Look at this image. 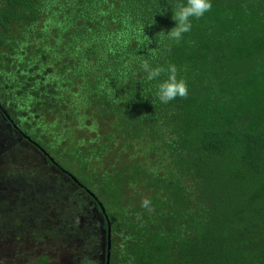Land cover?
<instances>
[{"label":"trees","instance_id":"1","mask_svg":"<svg viewBox=\"0 0 264 264\" xmlns=\"http://www.w3.org/2000/svg\"><path fill=\"white\" fill-rule=\"evenodd\" d=\"M186 2L0 0V50L31 72L28 87L15 83L32 118H77L86 107L115 124L107 144L61 163L0 104L6 132L23 136L95 203L105 264L109 226L110 264H264V0H212L175 41L164 32ZM144 61L175 65L188 95L160 103ZM2 64L4 76L10 66ZM123 139L132 157L113 148ZM98 157L108 161L103 171ZM133 193L149 203L129 214Z\"/></svg>","mask_w":264,"mask_h":264},{"label":"rangeland","instance_id":"2","mask_svg":"<svg viewBox=\"0 0 264 264\" xmlns=\"http://www.w3.org/2000/svg\"><path fill=\"white\" fill-rule=\"evenodd\" d=\"M34 48V43L24 47L28 53ZM5 62L10 70L4 68L8 73L0 75L1 106L16 122L21 121L33 140L60 152V156L54 154L56 160L65 163L75 157L76 149L93 150L108 143L104 138L114 129V122H99L86 107L79 109L77 118L67 111L48 118L36 114L33 119L29 102L22 97L24 90L15 83L19 79L28 87L31 72L19 68L0 50V68ZM68 105L69 109L74 106L72 101ZM1 120L0 114V264H28L43 258L48 264H105L107 233L95 203L23 136L6 132ZM124 141H116L113 148L122 158L132 157ZM94 165L103 171L108 161L98 157ZM128 199L129 214L144 201L135 193ZM115 241L122 245L119 236Z\"/></svg>","mask_w":264,"mask_h":264},{"label":"clouds","instance_id":"3","mask_svg":"<svg viewBox=\"0 0 264 264\" xmlns=\"http://www.w3.org/2000/svg\"><path fill=\"white\" fill-rule=\"evenodd\" d=\"M212 8V0H187L173 11V19L177 22L167 33L164 34L175 41L183 39L185 33L192 29V20L203 17ZM167 11V10H166ZM166 11H162L164 14ZM146 74L147 81H159L157 84L156 97L162 104H168L178 97L183 98L188 95V85L183 79L177 78V69L175 65L153 67L149 62L144 61L140 65ZM166 75V79H161ZM66 175V174H65ZM68 176V175H66ZM148 201L143 202L144 207H148Z\"/></svg>","mask_w":264,"mask_h":264},{"label":"water","instance_id":"4","mask_svg":"<svg viewBox=\"0 0 264 264\" xmlns=\"http://www.w3.org/2000/svg\"><path fill=\"white\" fill-rule=\"evenodd\" d=\"M74 181H76L75 178H74ZM110 239H111V227L109 226V248H108V255H107V264H110V260H111V252H110L111 251V244H110Z\"/></svg>","mask_w":264,"mask_h":264},{"label":"flooded vegetation","instance_id":"5","mask_svg":"<svg viewBox=\"0 0 264 264\" xmlns=\"http://www.w3.org/2000/svg\"><path fill=\"white\" fill-rule=\"evenodd\" d=\"M4 257H5V255H3ZM49 261V260H48ZM48 261H47V263L46 264H48Z\"/></svg>","mask_w":264,"mask_h":264}]
</instances>
